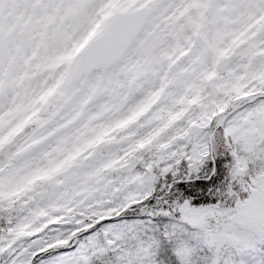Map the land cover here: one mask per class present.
I'll return each mask as SVG.
<instances>
[{
  "label": "snow or ice",
  "instance_id": "obj_1",
  "mask_svg": "<svg viewBox=\"0 0 264 264\" xmlns=\"http://www.w3.org/2000/svg\"><path fill=\"white\" fill-rule=\"evenodd\" d=\"M0 264H264V0H0Z\"/></svg>",
  "mask_w": 264,
  "mask_h": 264
}]
</instances>
